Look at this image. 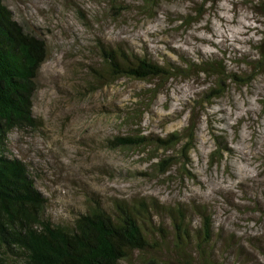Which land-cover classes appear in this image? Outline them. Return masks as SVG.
<instances>
[{"label": "rangeland", "instance_id": "1", "mask_svg": "<svg viewBox=\"0 0 264 264\" xmlns=\"http://www.w3.org/2000/svg\"><path fill=\"white\" fill-rule=\"evenodd\" d=\"M251 1L5 0L27 29L45 32L49 46L34 95L43 125L15 129L9 139L14 155L32 164L54 220L84 211L89 196L152 195L161 213L157 235L167 237L153 256L169 264H264L257 250L264 248V66L253 61L264 17ZM109 43L177 67L199 56L217 59L242 79L197 70L99 87L93 68L99 47ZM222 78L224 92L207 101ZM174 132L183 137L177 145L157 146V138ZM118 135L146 140L112 145L109 138ZM168 157L174 160L164 168L159 162ZM180 205L193 232L203 224L200 211L212 216V243L168 244L169 208ZM235 234L248 250L233 262L224 258L236 255L229 247Z\"/></svg>", "mask_w": 264, "mask_h": 264}, {"label": "trees", "instance_id": "2", "mask_svg": "<svg viewBox=\"0 0 264 264\" xmlns=\"http://www.w3.org/2000/svg\"><path fill=\"white\" fill-rule=\"evenodd\" d=\"M251 4L257 6L264 17V0H252ZM45 35L38 26L27 29L14 17L5 0H0V264L171 263V260L151 254L154 250L161 251L167 240L165 234L158 236L155 229V218L161 214L155 197L116 195L104 199L99 195L93 198L89 196L84 211H78L70 219L54 220L48 212L49 198L39 190L32 164L14 155L9 139L11 132L18 128L43 125L42 120L34 114V95L38 90L40 68L48 57L49 46ZM254 49L259 58L253 61L257 62V68H262L264 31ZM98 53L100 65L93 71L94 79L100 81L99 87L122 77L170 79L186 71L197 70L207 75L227 73L230 78L242 79L230 73L223 61L208 57L204 59L199 56L197 60L190 58L185 67H177L122 43L101 44ZM225 83L222 78L215 88L211 86L206 100L221 96L226 88ZM192 135L186 142L190 148ZM182 138L180 132H174L165 139L157 138L156 142L159 148H170ZM109 139L112 145L122 147L141 146L146 140L145 136L137 135H118L115 139ZM172 160L171 157L162 158L159 164L167 168L172 165ZM196 209L202 210L199 205ZM169 212L175 241L172 239L168 244L189 246L197 243L198 247H202L212 243V216H208L205 210L199 213L203 224L200 222L195 232L182 205L169 208ZM155 235L161 238L156 241ZM248 242L253 244V238L249 237ZM230 243L229 247L236 249V255L224 259L234 262L248 249L236 234ZM214 248L218 250L216 246L211 250ZM257 250L264 256V248ZM203 254L204 251L201 252ZM180 264L190 263L180 261Z\"/></svg>", "mask_w": 264, "mask_h": 264}]
</instances>
